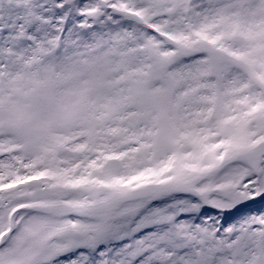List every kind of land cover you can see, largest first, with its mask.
<instances>
[{"label": "snow or ice", "instance_id": "1", "mask_svg": "<svg viewBox=\"0 0 264 264\" xmlns=\"http://www.w3.org/2000/svg\"><path fill=\"white\" fill-rule=\"evenodd\" d=\"M0 264H264V0H0Z\"/></svg>", "mask_w": 264, "mask_h": 264}, {"label": "rangeland", "instance_id": "2", "mask_svg": "<svg viewBox=\"0 0 264 264\" xmlns=\"http://www.w3.org/2000/svg\"><path fill=\"white\" fill-rule=\"evenodd\" d=\"M260 205L256 204L250 208H259ZM245 211V209H240L239 211L237 210H231L230 212H225L223 214L224 216V222L225 223H228V222H231L233 221L237 216H239L240 212H243ZM204 212L207 214V215H211V216H218L219 215V212L218 210L216 209H212V208H206L204 209Z\"/></svg>", "mask_w": 264, "mask_h": 264}]
</instances>
